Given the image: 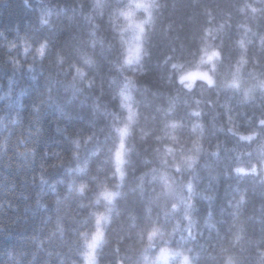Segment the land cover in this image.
I'll use <instances>...</instances> for the list:
<instances>
[{
  "label": "clouds",
  "instance_id": "clouds-1",
  "mask_svg": "<svg viewBox=\"0 0 264 264\" xmlns=\"http://www.w3.org/2000/svg\"><path fill=\"white\" fill-rule=\"evenodd\" d=\"M0 264H264V0H0Z\"/></svg>",
  "mask_w": 264,
  "mask_h": 264
}]
</instances>
